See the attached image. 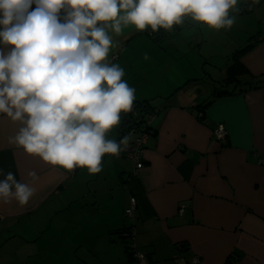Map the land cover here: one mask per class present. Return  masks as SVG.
<instances>
[{
  "label": "crops",
  "instance_id": "0c3cea01",
  "mask_svg": "<svg viewBox=\"0 0 264 264\" xmlns=\"http://www.w3.org/2000/svg\"><path fill=\"white\" fill-rule=\"evenodd\" d=\"M246 4L252 9L264 0H238L239 11L230 15L244 14ZM261 24L244 39L218 41L219 51L197 39L203 25L189 16L163 39L133 25L114 37L119 47L109 61L123 68L135 100L158 108L135 175L126 157L112 154H104L96 174L43 162L8 143L20 124L0 113V180L8 172L21 182L31 180L29 171L38 177L26 206L0 203V241L16 236L14 245L25 247L44 235L45 251L57 255L53 264H264V98L260 87L243 84L264 78ZM252 33L254 44L238 57L246 72L228 83L232 92L213 95L218 82L230 87L224 82L229 55ZM217 58H223L219 66ZM121 123L107 138L114 139ZM217 123L226 130L224 143L212 136ZM98 178L102 184L91 183ZM131 195L130 221L124 208ZM130 222L142 260L127 254L117 234Z\"/></svg>",
  "mask_w": 264,
  "mask_h": 264
},
{
  "label": "clouds",
  "instance_id": "9594fccd",
  "mask_svg": "<svg viewBox=\"0 0 264 264\" xmlns=\"http://www.w3.org/2000/svg\"><path fill=\"white\" fill-rule=\"evenodd\" d=\"M238 11V0H0V45L12 46L0 47V113L20 124L8 143L68 172H101L104 154L118 157L128 146V136L107 134L136 99L108 59L119 47L114 37L129 25L171 32L185 16L229 29ZM27 175L29 182L12 172L0 180V203H29L38 177Z\"/></svg>",
  "mask_w": 264,
  "mask_h": 264
},
{
  "label": "rangeland",
  "instance_id": "374dc122",
  "mask_svg": "<svg viewBox=\"0 0 264 264\" xmlns=\"http://www.w3.org/2000/svg\"><path fill=\"white\" fill-rule=\"evenodd\" d=\"M253 7V6H252ZM256 9V14L252 16L251 11ZM240 13H244L238 16H235V23L229 29H212L207 25H203L202 29H204V33L202 36H198L197 39H208L209 42H214L211 49L214 50L217 47L216 51H219V46L215 45L218 41H223L224 39H244L247 35L246 31L251 29L255 32L259 28L260 24L264 21V6L255 5L252 9H245ZM257 14L261 17L259 19L256 17ZM262 25V24H261ZM253 31V32H254ZM199 32V30H198ZM215 51V52H216ZM216 63V66H219V63L223 60V58L213 59ZM213 75L215 77H219V73H216V70H213ZM217 77V78H218ZM215 86L217 88L225 87L224 83H216ZM230 86V84H227ZM102 184L101 179L92 180L91 183ZM103 187V185H101ZM15 242H19V238L16 236H6L5 239L0 241V264H53V252L45 251V236L41 235L39 237H35L34 240H30L25 242L29 246H21L17 247L14 245ZM24 244V243H23ZM71 264V263H68Z\"/></svg>",
  "mask_w": 264,
  "mask_h": 264
},
{
  "label": "built area",
  "instance_id": "2783aa9c",
  "mask_svg": "<svg viewBox=\"0 0 264 264\" xmlns=\"http://www.w3.org/2000/svg\"><path fill=\"white\" fill-rule=\"evenodd\" d=\"M251 4H246L245 7H250ZM187 17V16H185ZM184 17V18H185ZM115 55V54H113ZM158 108L156 106L148 107L146 109H139L137 104L134 103L131 112L124 114V123L117 129V133L114 140L120 141L123 137L128 136L129 143L126 150L122 151L119 156H124L129 159L131 163L132 175L138 172V169L142 163V150L144 148L145 142L148 135L152 131L150 121L154 114L157 112ZM197 115L201 119L203 116L202 111H198ZM212 136L221 143L226 141V130L221 123H217L211 128ZM259 162L264 164V158H259ZM135 207V198L133 195L129 196V204L124 208L125 215L132 217V210ZM129 236V248L131 250V255L139 260L143 259V254L134 247L133 235L134 227L131 226L128 232H125ZM196 257H192L191 261H194Z\"/></svg>",
  "mask_w": 264,
  "mask_h": 264
},
{
  "label": "trees",
  "instance_id": "16d2710c",
  "mask_svg": "<svg viewBox=\"0 0 264 264\" xmlns=\"http://www.w3.org/2000/svg\"><path fill=\"white\" fill-rule=\"evenodd\" d=\"M251 8L248 7L247 9ZM246 7L244 6L242 10H245ZM175 26V25H174ZM147 34L153 38V39H163L166 36V30L160 29L159 32L157 33H151L149 30H145ZM256 33H252L249 35L248 40L240 45L239 47L235 48L233 51H231L229 58H230V63L227 66L226 69V76L224 78V82L226 84L228 83H235L239 79H237L235 76L239 73H245L246 68L239 62L238 57L241 53L247 51L253 44L254 41L250 40L255 36ZM243 84H246L247 87H260L262 89L263 93V98H264V78L263 79H248L247 81H244ZM243 88V87H242ZM233 91V86L230 87H223V88H214L212 93L213 95L225 93V92H232ZM135 104H137L139 109H146L148 107L155 106L149 102V99H141V100H135ZM205 104H203L204 106ZM124 123V114L122 115V123L121 125L117 128L119 129ZM129 160V159H128ZM127 216V215H126ZM128 219L131 221V217L127 216ZM132 222H130L127 226L121 228L120 230L117 231L118 236L122 239L124 242V248L127 251V254L132 257L131 255V250L129 248V236L125 234V232H128L129 228H131ZM135 258V257H134Z\"/></svg>",
  "mask_w": 264,
  "mask_h": 264
}]
</instances>
